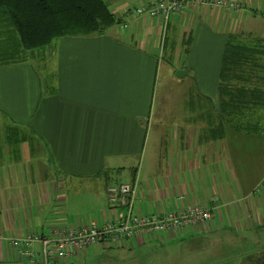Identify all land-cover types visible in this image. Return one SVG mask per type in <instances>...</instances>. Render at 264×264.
I'll return each instance as SVG.
<instances>
[{"label": "crops", "instance_id": "crops-1", "mask_svg": "<svg viewBox=\"0 0 264 264\" xmlns=\"http://www.w3.org/2000/svg\"><path fill=\"white\" fill-rule=\"evenodd\" d=\"M228 1L240 10L202 6L172 17L170 34L188 49L182 64L180 49L170 55L175 73L159 74L169 84L158 98L160 38L170 17L164 24L124 12L102 34L61 37L0 67V264H28L8 238L79 223L80 216L69 217L71 199H88L104 215L106 187L118 183L108 173L124 179L127 169L124 183L136 184L143 215L204 205L222 228L264 229V187L256 191L264 131L246 135L221 124L218 96L226 38L242 32L264 39V0ZM200 227L162 239L193 240ZM257 254L248 264H264Z\"/></svg>", "mask_w": 264, "mask_h": 264}, {"label": "trees", "instance_id": "trees-1", "mask_svg": "<svg viewBox=\"0 0 264 264\" xmlns=\"http://www.w3.org/2000/svg\"><path fill=\"white\" fill-rule=\"evenodd\" d=\"M117 23L105 0H0V67L21 61L26 52L42 53L58 38L102 34ZM218 80L221 124L246 135L259 133L264 39L229 34Z\"/></svg>", "mask_w": 264, "mask_h": 264}, {"label": "rangeland", "instance_id": "rangeland-1", "mask_svg": "<svg viewBox=\"0 0 264 264\" xmlns=\"http://www.w3.org/2000/svg\"><path fill=\"white\" fill-rule=\"evenodd\" d=\"M141 1L142 0H105L108 8L114 13L116 18L124 12V15L134 17L129 9L134 8V6ZM254 10L255 9H252V11ZM180 14H170L171 20L169 21L168 28L160 38L161 44L159 50L161 63H159L157 68L158 74H156L155 78V95L157 98L162 96L163 87L169 84L161 83L159 74L161 79H163V77L173 79L175 73V66L170 60V55L175 49H180L182 64L185 57L182 50L188 49L187 42L178 44L170 34L172 17ZM175 30L178 31L176 26ZM176 67H180V65L177 64ZM176 81L178 80L176 79ZM170 84V87H177L173 86L172 83ZM189 87L190 91L188 94H191V86L189 85ZM174 89L175 92H177V88ZM205 106H208V104L205 103ZM153 115H155L154 110H152L148 121L149 126L151 125ZM159 122H161V120L155 118L152 120V124ZM259 127L261 131H264V125L262 123H260ZM140 164V161H138L136 165L137 168L140 167ZM125 171L126 176L124 179L115 172L108 174L118 180L116 184H120L131 180L130 169ZM254 200L257 201V196H255ZM101 202L104 207L107 206L104 198ZM68 203L70 206L68 211L69 217L77 218V216H80L77 220L81 224H87L93 220L100 222L103 219V211L97 213L98 207H94L92 201L88 199H71ZM149 212H151V210L147 211V213ZM215 216L216 213L214 212V219ZM214 219L200 224L201 227L198 229L199 234L193 237V240L192 238H176L173 242H166L162 239L165 236L170 238L175 237L176 235L174 234H164L160 239L144 238L148 240H143L139 237L137 239L140 240L137 241V243L133 242V240H127L117 244L120 246H107L106 244H102L81 250L78 252V256L68 262H64V264H248L250 261L249 257L257 253V255H259L258 257L264 261L263 228L255 230V228L252 227L250 231H248V229L240 230L238 228L226 226L222 228L221 224L213 221Z\"/></svg>", "mask_w": 264, "mask_h": 264}, {"label": "built area", "instance_id": "built-area-1", "mask_svg": "<svg viewBox=\"0 0 264 264\" xmlns=\"http://www.w3.org/2000/svg\"><path fill=\"white\" fill-rule=\"evenodd\" d=\"M225 7L240 10L238 3L228 0H147L129 9L134 16L161 18L164 24L170 14H179L194 7ZM264 187V178L256 188ZM107 209L99 224L75 223L70 227H53L43 234H27L8 238L7 243L17 258L28 264H58L68 262L81 250L106 244L117 245L143 236L179 233L184 229L212 220L214 213L204 205H188L172 212L157 211L143 215L135 207L136 184H110L106 187ZM179 200L182 198L179 197Z\"/></svg>", "mask_w": 264, "mask_h": 264}]
</instances>
